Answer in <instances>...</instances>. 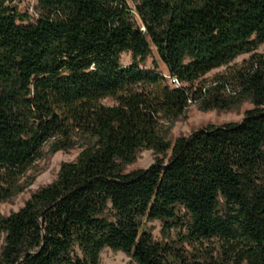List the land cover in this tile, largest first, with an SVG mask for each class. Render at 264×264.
<instances>
[{"label": "trees", "instance_id": "obj_1", "mask_svg": "<svg viewBox=\"0 0 264 264\" xmlns=\"http://www.w3.org/2000/svg\"><path fill=\"white\" fill-rule=\"evenodd\" d=\"M13 1L0 0V204L47 147L84 148L0 211V264H101L104 248L137 264H264V0H36L26 23ZM152 48L181 86L141 67ZM248 100L239 121L165 141L161 122L191 102ZM143 147L170 153L125 172ZM153 220L180 246L156 241Z\"/></svg>", "mask_w": 264, "mask_h": 264}, {"label": "rangeland", "instance_id": "obj_2", "mask_svg": "<svg viewBox=\"0 0 264 264\" xmlns=\"http://www.w3.org/2000/svg\"><path fill=\"white\" fill-rule=\"evenodd\" d=\"M13 6L16 7L18 12L22 15L27 16V20L23 23L33 21L37 17L36 0H14ZM130 5L132 3L130 2ZM153 54L148 57L146 61L141 64V67L146 69H157L160 73L164 75L165 78L168 76L166 67L162 64L159 56L154 48H152ZM257 53H264V43L260 45L256 51ZM250 54H245L238 56L232 64L241 65L244 60L249 58ZM131 62V55L124 52L121 57L122 65H128ZM226 66L219 67L211 72L207 73L203 78L206 81H210L217 74H222L227 71ZM168 81V80H167ZM106 104L112 103L110 99H105L103 101ZM252 107L251 102L244 101L238 105H233L228 109H201L197 103L191 102L185 113L177 118H173L172 121H162L161 129L164 134L165 141L169 144L179 136H186L188 133L195 129L203 128L206 125H216L239 121L243 118L245 112ZM84 148L83 141L76 142L72 148L65 151H57L47 155L48 147L44 150V155L35 160L34 164L29 168L26 173L21 177V181L24 185L22 191H20L15 197L5 200L0 204V211L5 216L12 212L18 211L21 206L37 191L38 189L49 185L51 182L55 181L57 178V173L62 166L67 161L75 160L80 151ZM170 150L164 153H156L153 149L148 147H143L135 161L128 164L125 168V172L147 168L156 161L157 157H164L168 155ZM146 228H148L154 239L158 242H169L171 245H178L176 241V232L166 231L163 228L161 221L153 220L145 222ZM188 251H192L188 246L184 245ZM101 264H137L131 256L119 250H111L109 248H104L101 252Z\"/></svg>", "mask_w": 264, "mask_h": 264}, {"label": "built area", "instance_id": "obj_3", "mask_svg": "<svg viewBox=\"0 0 264 264\" xmlns=\"http://www.w3.org/2000/svg\"><path fill=\"white\" fill-rule=\"evenodd\" d=\"M173 82L175 87L181 86V82L175 76H173Z\"/></svg>", "mask_w": 264, "mask_h": 264}, {"label": "bare ground", "instance_id": "obj_4", "mask_svg": "<svg viewBox=\"0 0 264 264\" xmlns=\"http://www.w3.org/2000/svg\"><path fill=\"white\" fill-rule=\"evenodd\" d=\"M166 77L168 78V81L170 82V84L174 86L173 77L172 76H166Z\"/></svg>", "mask_w": 264, "mask_h": 264}]
</instances>
